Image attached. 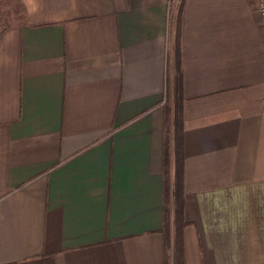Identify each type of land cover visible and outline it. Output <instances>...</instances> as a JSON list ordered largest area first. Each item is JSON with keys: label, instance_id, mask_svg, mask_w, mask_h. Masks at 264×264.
<instances>
[{"label": "crops", "instance_id": "crops-1", "mask_svg": "<svg viewBox=\"0 0 264 264\" xmlns=\"http://www.w3.org/2000/svg\"><path fill=\"white\" fill-rule=\"evenodd\" d=\"M179 1L19 0L8 14L0 264H174L161 226L177 7L182 264H264V22L255 0Z\"/></svg>", "mask_w": 264, "mask_h": 264}, {"label": "trees", "instance_id": "trees-1", "mask_svg": "<svg viewBox=\"0 0 264 264\" xmlns=\"http://www.w3.org/2000/svg\"><path fill=\"white\" fill-rule=\"evenodd\" d=\"M181 6V4H180ZM180 12V8H179ZM176 19L175 30V78H174V107L171 115L169 103L166 102L165 109V133H164V148L163 149V226L161 232L164 237L165 249L172 248L174 264H182V229L185 225L183 218V181H182V153L180 146L181 133L183 129V114L180 109L179 99L182 94V74L180 68V43L178 29V16ZM168 86L165 89V99L169 95ZM171 142L174 148V168L171 172L170 147ZM173 227V236H171V228ZM167 263V260H165Z\"/></svg>", "mask_w": 264, "mask_h": 264}, {"label": "rangeland", "instance_id": "rangeland-1", "mask_svg": "<svg viewBox=\"0 0 264 264\" xmlns=\"http://www.w3.org/2000/svg\"><path fill=\"white\" fill-rule=\"evenodd\" d=\"M180 1H182V0H180ZM179 1V3H181ZM178 3V4H179ZM19 5V0H0V31H1V29H2V27L6 24L5 22H7L8 21V19H7V17H8V14H10V13H15V10L16 9H18V6ZM180 5V4H179ZM175 9H177V10H175V12H173L172 10L170 11V13H169V22H170V25L172 26V25H174L175 23H176V17H175V15H177V12H178V7L177 8H175ZM172 17L174 18V19H172ZM171 28V27H170ZM169 28V29H170ZM168 29V30H169ZM172 30H169V32H171ZM174 42V41H173ZM172 42V43H173ZM173 51V52H172ZM172 51H171V53H172V63H174V54H175V49H174V43H173V46H172ZM167 57V56H166ZM168 58V57H167ZM169 59V58H168ZM167 66H169V64L167 65ZM174 66V65H173ZM166 101H171V97H170V93H169V95H167V97H166V99H165Z\"/></svg>", "mask_w": 264, "mask_h": 264}, {"label": "built area", "instance_id": "built-area-1", "mask_svg": "<svg viewBox=\"0 0 264 264\" xmlns=\"http://www.w3.org/2000/svg\"><path fill=\"white\" fill-rule=\"evenodd\" d=\"M257 2V9L259 18L264 22V0H255Z\"/></svg>", "mask_w": 264, "mask_h": 264}]
</instances>
